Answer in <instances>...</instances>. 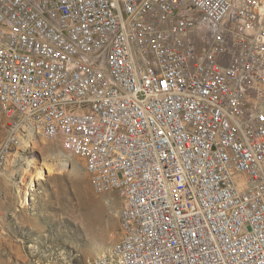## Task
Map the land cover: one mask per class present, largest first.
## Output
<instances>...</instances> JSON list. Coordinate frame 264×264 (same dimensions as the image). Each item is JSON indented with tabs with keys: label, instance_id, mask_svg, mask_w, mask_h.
<instances>
[{
	"label": "built area",
	"instance_id": "1",
	"mask_svg": "<svg viewBox=\"0 0 264 264\" xmlns=\"http://www.w3.org/2000/svg\"><path fill=\"white\" fill-rule=\"evenodd\" d=\"M0 109V176L43 139L121 200L91 264H264L259 0H0Z\"/></svg>",
	"mask_w": 264,
	"mask_h": 264
},
{
	"label": "rangeland",
	"instance_id": "2",
	"mask_svg": "<svg viewBox=\"0 0 264 264\" xmlns=\"http://www.w3.org/2000/svg\"><path fill=\"white\" fill-rule=\"evenodd\" d=\"M259 1L264 13V0ZM3 135L0 122V140ZM43 145L61 155V144L34 141V150L19 162L25 169V183L33 176L32 166L27 168L25 163L42 160L39 146ZM61 159L66 165L70 162L77 167L78 178L69 167L59 165L33 187L20 188L19 182L0 176V264H91L117 242L121 200L116 194L100 195L94 191L83 160L68 157L69 162H65L62 155ZM15 170L19 179V171ZM93 210L97 211L98 221L91 226L89 215Z\"/></svg>",
	"mask_w": 264,
	"mask_h": 264
},
{
	"label": "bare ground",
	"instance_id": "3",
	"mask_svg": "<svg viewBox=\"0 0 264 264\" xmlns=\"http://www.w3.org/2000/svg\"><path fill=\"white\" fill-rule=\"evenodd\" d=\"M38 146V144H37ZM40 149L42 150L43 152V157H42V160H34V159H31L30 164L27 165V163H25V167H29V166H32L33 170V176H31V179L29 180V183H25L24 182V177H26L23 173V171L25 170L23 165L20 163L16 164L15 168L18 169L19 171V178H22V183H17L18 187H25L26 185H29L30 187H33L34 186V183H36V181H39V180H43L44 177L46 175H50L51 173L55 172L56 171V168H58L59 166L60 167H69L71 172L74 173V175H78V169L76 166L72 165L69 160H68V157L64 156L62 154V151H61V155L62 157L65 159V162H69V165H66L63 160L61 159V155L59 153H55L53 151L50 150V148L47 147V145H43V146H39ZM37 148V147H35ZM59 165V166H58ZM58 166V167H57ZM30 170V171H31ZM80 170V169H79ZM76 178H78L76 176ZM78 183L81 182L80 179H77ZM19 188V189H20ZM18 189V188H17ZM24 195V194H23ZM26 199V198H24ZM84 206H87L86 204L83 203ZM96 205V204H94ZM97 206V205H96ZM98 207V206H97ZM99 211H101V208L98 207ZM97 211L96 210H93L92 213L89 215V220H90V224L91 226L97 224L96 221H98V216H97ZM111 251V250H110ZM109 251V252H110ZM108 252V253H109ZM107 253H101L98 257H102V256H105ZM97 257V258H98Z\"/></svg>",
	"mask_w": 264,
	"mask_h": 264
}]
</instances>
